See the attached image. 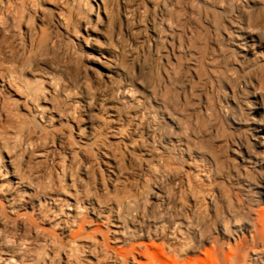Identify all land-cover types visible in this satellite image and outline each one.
Here are the masks:
<instances>
[{
    "label": "bare ground",
    "instance_id": "obj_1",
    "mask_svg": "<svg viewBox=\"0 0 264 264\" xmlns=\"http://www.w3.org/2000/svg\"><path fill=\"white\" fill-rule=\"evenodd\" d=\"M34 1L36 2L34 5L46 4L49 6L44 10L42 9L46 11L44 13L40 12L41 10L35 11L33 16L35 21L42 23L49 20L53 30L55 32L60 31L67 38L71 33V22H69V19L66 21L63 18L64 9H67L69 13L76 10L77 12L83 11L86 14L83 20L80 21L83 23L85 31L90 26H101L107 34L106 40H108L109 48L112 47L113 42L120 43L119 46L116 45L117 49L108 48L100 51L98 57L95 56L99 65L96 76L100 78L101 85L105 87L109 85V89L107 87L108 91L106 90L107 92L102 94L97 91L100 95L97 99L95 97L89 98L87 91V97L85 96L82 100L83 115L76 117V110H74L75 113L72 111L70 115L68 105L59 106L56 105L57 103L52 104L51 102L50 104L48 102L50 109L56 108L55 106L59 109L58 118L60 122L58 124L61 125L63 122L65 125L73 122L76 126L75 132L76 137H78L76 140L78 141H70V143L68 142L70 131H66L61 127L62 130L57 133L59 142L56 148L58 150L60 148L66 149V146L71 144L76 148H79V146L88 147L91 143L89 136L87 135L88 138L80 136L84 134V130L92 131L95 128H93L94 111L102 106L112 109L111 114L114 119L122 120L123 117L129 119L128 123H130L128 125H130V131L133 135L131 140L127 141V137H123L122 129L126 126L113 129L112 134L113 137L116 136L114 138L115 143L120 144L123 149L129 150L128 153H131L133 159L135 158V165H138L136 167L144 169L145 172L141 181L140 179L136 181L143 182L147 187L140 192L137 199H127L125 201L117 199L111 205H106V201L101 202L97 198L93 200L87 198L81 204L82 209L89 210L95 220H100L101 217L106 220L109 219L107 215L102 216L105 209L110 213L112 211L115 213L118 225L113 234H115V241L118 245L117 247H110V249L118 256L129 259L133 264H264V108L261 109V115L258 118L256 117V110L259 109L257 108L258 101L261 104L264 102V63H261L257 69L252 71L246 70V67H242L241 64H237L236 60L233 61V64H226L223 69L217 72L214 69L211 70L205 67L202 63L199 66L204 73L208 72L209 78H206L210 80L211 88L212 83H216L217 90L215 89L214 94L217 100L207 107L205 106L204 111L208 112L209 110L208 118L213 117L216 119L222 132L225 135H230L229 141L225 143L226 148L224 150L226 152L229 150L233 155L230 161L233 163L234 171L238 173L242 170L246 173L244 174L246 176L255 172L261 179H259L260 182L247 184L244 188L246 190H242L246 192L245 194L240 191L233 193V201L236 202L237 209L232 210L231 208L226 214L224 212L220 213L218 210L220 196L217 189L224 187L229 180L221 178L222 180L216 181L213 179L209 159H207L205 165V179L201 180L197 177L198 173H195L193 178L187 176L185 180H182L180 169L188 161L185 156L187 155L189 159H195V157L191 155L189 143L182 141L180 138L172 139L179 129V123L176 124V120L179 119L177 117L178 111L173 108L169 110L157 98L158 95L163 97V86H165L163 84H166L165 81L169 79L167 68L172 60L176 59V52L180 50L181 44L184 45L183 38H180L181 35L178 36L173 26V14H177L173 12L175 11L173 9L175 0ZM189 1L191 2L190 9L194 11L193 4L196 0ZM200 4L201 8L197 13H199V16L203 14V22L205 23L206 19L208 21L210 18L212 22L210 26L218 32L217 35L222 42L226 45L228 42L236 43V47L231 43L230 46L227 45V55L245 57L248 49L249 32H253L261 40L264 39V0H202ZM196 9L195 11H197ZM84 13L81 12L80 14ZM80 14L78 13V15ZM33 17L29 15L24 24V33L27 36L33 34L32 31L36 28L32 21L34 20ZM75 19L73 20L75 21ZM77 21L79 22V20ZM202 24V21L199 20L198 26L203 31H208V25ZM7 30L5 26L0 25L1 38ZM53 38L55 37L53 36ZM180 39L183 43L180 42ZM48 42L51 46L55 45L52 39ZM42 47L40 46L41 49ZM100 57L105 58L107 62H103L101 65ZM34 60L35 64L42 62V60L35 59V57ZM124 60L131 64L130 78L125 69L127 63H124ZM149 60L153 64L154 75L152 80H144L141 78V70L144 66H147L146 63ZM21 68L19 66L18 68L12 67L6 71L0 69V86L6 87L8 92H13L12 94L15 96L23 98V101H40L42 83L31 84L24 81L18 75L23 70ZM187 72L189 73V70ZM229 72H231V75ZM134 75H137V77ZM188 76L192 78V74H188ZM47 82L49 85L55 83L52 78H48ZM49 87L52 94L59 91L65 97L64 94L68 95L74 90L73 83H63L62 81L53 87ZM19 88L22 89V95L17 92ZM90 94L94 95L93 93ZM57 96L58 93L55 99ZM240 97L243 98L242 102L239 100ZM36 114L42 123L34 121L31 125L34 131L46 127L48 121H51L48 118L42 121V113L41 117L40 113H34L35 117ZM70 127L72 128V126ZM91 138L93 139V137ZM132 150L137 151L138 157L133 154ZM63 152L65 151L61 152L63 155L61 160L65 161L66 153ZM169 155L173 156L177 165L172 169L165 170L159 163L162 161L163 156ZM155 160L159 162L158 165L153 164ZM113 164V168H115V161ZM159 166L163 170H159ZM61 168L63 169V167ZM111 176H113L111 187L118 192L120 184H122L120 182L122 169L119 164ZM10 177L8 186L4 190L3 199L10 208L11 212L9 213L15 214V218H8L1 209L0 221L12 223L27 231L28 234L34 233L36 235L38 232H36L35 226L31 224L32 221L30 222V219L28 221L27 218L20 221V218L27 215L26 212L29 207L34 209L35 202L40 207L41 204H47L49 201L26 184L25 175L12 170ZM123 178L126 179V177ZM1 185H4V183ZM184 188L191 192L189 194L191 202L188 206L181 201L180 190ZM199 194L204 200L205 206L203 208L198 201ZM232 196L228 200L229 203L233 202L231 200ZM49 199L54 203L53 197ZM79 221L77 229L71 228L69 230L70 239L68 241L73 245L75 242L74 237L81 233L83 223L86 222L84 217ZM97 229L98 225L95 230H92L97 232ZM101 232L103 235L102 242L109 248L107 242L109 230L105 227V232ZM86 234L85 231L84 236ZM37 236L41 235L37 234ZM7 251L11 252L10 249H7ZM13 260L11 252L7 257L0 260V264H16Z\"/></svg>",
    "mask_w": 264,
    "mask_h": 264
},
{
    "label": "rangeland",
    "instance_id": "obj_2",
    "mask_svg": "<svg viewBox=\"0 0 264 264\" xmlns=\"http://www.w3.org/2000/svg\"><path fill=\"white\" fill-rule=\"evenodd\" d=\"M35 3L34 0H0V25L2 24L8 29L3 35L4 37H0V69L6 71L9 68H18L19 66L23 70L18 75L24 81L31 84L42 83V96H40L39 102L23 101V98L15 96L12 94L13 92H8L6 87L0 86V210L2 209L1 211L8 218H15V214L9 213L11 212L10 208L3 199L4 190L8 186L12 170L25 175L26 184L35 192L37 191L43 198L46 197L49 203L41 204L42 206L39 207L37 202H35L34 209L29 207L25 217H18L20 221L26 218L28 221L30 219V222L32 221L31 224L35 226L36 232H38L37 234L41 236H37L34 233L28 234L27 231L18 228L12 223L0 221V260L12 252L13 261L16 264H125L126 261V264H133L129 259L118 256L110 249V247H117L118 245L115 241V234H113L118 225L115 213L113 211L110 213L105 209L102 216L107 215L109 219L106 220L101 217L100 220H95L89 210L82 209L81 206L87 198H92V200L97 198L101 202L106 201V205H111L117 199L122 201L137 199L140 192L147 187L143 182H140L145 172L144 169L136 167L138 165H135V158L133 159L131 153H128L129 150L123 149L120 144L115 143L114 138L116 136L113 137L112 134L113 129L126 126L122 129L123 137H127V141L131 140L133 135L130 131V125H128L130 123H128L129 119L124 117L121 118L122 120L114 119L111 114L112 109L102 106L103 108L100 107L97 111H94L93 128H95L92 131L84 130V134L80 136L84 138L89 136L91 143H89L88 147L79 146V148H76V146L74 147L71 144L70 146L67 145L66 149L60 148L58 150L56 145L59 142L57 138L59 130L66 129V131H70L71 134L68 133L70 135L68 136V142H76L78 141L76 140L78 139L75 132L76 126L73 122H69L71 125L69 123L64 125L63 122L61 125L58 124L60 122L58 107L49 108L51 102L52 104L57 103L56 105L59 106L66 104L70 108L68 111L70 115L72 111L76 110L78 114L74 111L75 116L80 117V115H83L82 100L85 96L87 97V93L89 98L95 97L97 99L100 97V92L102 94L108 91L107 87L109 89V85L107 87L101 85L100 78L96 76L99 65L98 60L95 58V56L98 57L97 55L100 51L109 48L108 40H106L107 34H105V30L101 26H90L85 31L83 23L80 21L83 20L86 14L83 11L77 12L76 10L69 13L67 9H64L63 18L66 21L69 19V22H71V33L68 35L69 38H67L60 31L55 32L49 20L42 23L35 21L33 17L35 11L41 10L40 12L44 13L46 11L43 10L49 7L46 4L34 5ZM200 3H202V0H196L193 4L194 11H192L189 0L174 1L175 6L173 9L175 11L173 12L178 15L173 14L175 19H173V26L178 36L181 35L180 38H183L182 41L184 43L181 41L182 38L180 42L184 45L181 44L180 50L176 52V59L172 60V63L167 68L170 80L167 78L166 84H163L165 85L163 86L164 92L162 91L164 93L163 97L158 95L157 98L169 110L173 108L178 111L177 117L179 119L176 120V124L179 123V129L176 131V136L174 135L172 139L180 138L182 141L189 143L191 155L195 157V159H189L187 155L185 156L188 161L180 169L182 180H185L187 176L193 178L195 173H198L197 177L201 180L205 179L204 170L207 159H209L212 166L213 179L216 181L223 178L229 180L227 181L228 184L226 182L224 187L217 189L220 196L218 210L220 213L224 212L226 214L231 208L232 210L234 208L237 209L236 202L233 201V193L240 191L245 194L246 192L242 190H246L244 188H246L247 184L260 182V178L255 172L251 173L252 175L254 174L253 176L250 173L246 176L244 175L246 173L242 172V170L238 173L234 171L233 163L230 161L233 155L229 150L227 152L224 150L226 148L225 143L229 141L230 135H225L222 132L221 126L216 119L213 117L208 118L209 110L208 112L204 111L205 106L207 107L217 100L214 94L215 89L217 90L216 83H212V89L210 80H208V72L204 73L199 66L202 63L205 67L211 70L214 69L217 72L223 69L226 64H233V61L236 60L235 62H238L237 64H241L244 68L246 67V70L257 69L261 63H264V39L262 38L261 40L253 32H249V38L247 39L248 49L245 57L227 55L226 48L230 46V43L236 47V43L228 42L229 45L227 44V46L218 37V32L210 26L212 24L211 19L209 18L210 20L208 19V21L206 19V22H203L202 11L200 12L201 16L197 13L199 8H201ZM94 6L96 7L95 4ZM81 12L84 14L81 15ZM29 15L33 17L34 20L32 21L36 28L32 31V33L34 32L33 34L27 36L24 33V24ZM199 20L203 24L208 25L210 30L203 31L198 26ZM250 36H253V38ZM50 39L55 44L52 45L53 48L48 42ZM119 44L113 42L114 46L112 45L109 49L115 50L117 49L116 45L119 46ZM39 45L41 47L43 45L45 49L43 47L41 49ZM47 47L48 49H46ZM34 57L40 61L42 60V62L35 64ZM100 59L101 65L103 62H107L105 58L100 57ZM44 60L47 61L45 62ZM124 63H127V68L125 69L129 73L130 78L132 72L131 64L126 62V60H124ZM146 65L141 70V78L152 80L154 75L153 64L149 60ZM149 70L152 71L150 72ZM187 70H189V73ZM229 73L231 75V72ZM188 74H192V78ZM134 76L137 77V75ZM48 78L53 79L54 85H49L47 82ZM190 78L193 80L191 81ZM73 79L76 80L74 81ZM61 81L63 83H73L74 90L68 95L64 94L66 97L59 91L52 94L49 87H53L55 84L61 83ZM102 88L105 89L102 90ZM20 89L17 92L22 95V89ZM57 93L58 96L55 99ZM239 100L242 102L243 98L240 97ZM262 104L264 105V102ZM262 104L258 101L257 118L261 115V109L264 108ZM34 113H40V117L42 113V121L48 118L52 122L49 120L48 127H42L34 131L31 125H33L34 121H40L37 114L35 117ZM40 123L42 122L40 121ZM91 137H93L94 141L96 140L95 143H93L94 141ZM62 151H65L63 152L64 154L66 153L65 161L61 160L63 157ZM132 151L138 157L137 151ZM161 160L162 163L155 160L153 164L158 165L159 163L165 170L172 169L177 165L172 155L163 156ZM9 161L11 162L9 163ZM114 161L116 167L119 164L122 169L120 182L124 183L123 185L120 184L118 192L111 187L113 180L111 174L116 169V167L113 168ZM63 163L64 165H62ZM160 166L159 170H163ZM123 177H126V179ZM137 179H140V181L137 182ZM3 183L4 185H1ZM131 184L132 186H130ZM190 193L187 188L180 190L181 201L186 206L191 202ZM231 196L233 202L229 203L230 201L228 200ZM51 197H53L54 203L49 199ZM198 201L203 208L205 204L201 194L198 195ZM82 216L86 221L83 223L84 231L82 230L81 235L78 234V236L74 237L75 242L73 245V243L68 241L70 239L69 230L71 228L77 229V223L80 222L79 219L83 218ZM97 225V232H94L93 230L97 228ZM105 227L109 230L107 233L109 248L102 242L103 235L101 231L105 232ZM85 231L87 234L84 236ZM87 235H90V237ZM7 249H10L11 252L7 251ZM23 252L26 255H23ZM39 257L40 259L37 260Z\"/></svg>",
    "mask_w": 264,
    "mask_h": 264
}]
</instances>
